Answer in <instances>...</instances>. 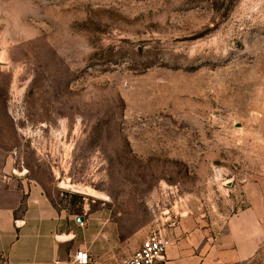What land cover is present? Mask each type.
Listing matches in <instances>:
<instances>
[{"label":"rangeland","instance_id":"1","mask_svg":"<svg viewBox=\"0 0 264 264\" xmlns=\"http://www.w3.org/2000/svg\"><path fill=\"white\" fill-rule=\"evenodd\" d=\"M6 164L103 212L115 264L156 227L264 264V0H0Z\"/></svg>","mask_w":264,"mask_h":264},{"label":"crops","instance_id":"2","mask_svg":"<svg viewBox=\"0 0 264 264\" xmlns=\"http://www.w3.org/2000/svg\"><path fill=\"white\" fill-rule=\"evenodd\" d=\"M80 216L82 223L79 216H66L27 171L8 164L0 168V264H79L81 251L90 264H115L119 252L113 244L122 240L112 223L103 212ZM142 241L136 239L134 253ZM158 264L210 263L182 245L171 246Z\"/></svg>","mask_w":264,"mask_h":264},{"label":"built area","instance_id":"3","mask_svg":"<svg viewBox=\"0 0 264 264\" xmlns=\"http://www.w3.org/2000/svg\"><path fill=\"white\" fill-rule=\"evenodd\" d=\"M171 246L172 240L165 229L156 227L147 234L139 249L122 264H158ZM76 260L79 264H90V257L84 251L77 253Z\"/></svg>","mask_w":264,"mask_h":264},{"label":"water","instance_id":"4","mask_svg":"<svg viewBox=\"0 0 264 264\" xmlns=\"http://www.w3.org/2000/svg\"><path fill=\"white\" fill-rule=\"evenodd\" d=\"M77 222L78 223L84 222V218L82 216L77 217Z\"/></svg>","mask_w":264,"mask_h":264}]
</instances>
